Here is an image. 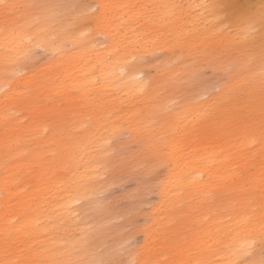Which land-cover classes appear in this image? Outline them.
<instances>
[{
	"label": "bare ground",
	"instance_id": "bare-ground-1",
	"mask_svg": "<svg viewBox=\"0 0 264 264\" xmlns=\"http://www.w3.org/2000/svg\"><path fill=\"white\" fill-rule=\"evenodd\" d=\"M72 1L0 4V264L80 253L85 264L111 259L94 249L111 233L100 221L83 220L81 211H99L111 180L101 177L116 164L130 172L165 167L147 224L132 231L143 232L145 244L126 249L130 262L262 264L260 82L238 84L232 73L205 99L193 86L212 64L194 39L227 40L236 51L264 44V27L255 23L254 36L249 28L260 10L229 14L214 7L229 0H192L203 26L195 36H178L179 13L164 7L177 0H92L94 7L116 5L103 20ZM38 4L64 7L53 15L32 7ZM238 25L239 44L238 29L228 38L221 28ZM178 44L188 52L174 53ZM38 50L45 59L33 66ZM219 65L232 71L229 60ZM120 144H136L137 151L123 156Z\"/></svg>",
	"mask_w": 264,
	"mask_h": 264
},
{
	"label": "rangeland",
	"instance_id": "rangeland-1",
	"mask_svg": "<svg viewBox=\"0 0 264 264\" xmlns=\"http://www.w3.org/2000/svg\"><path fill=\"white\" fill-rule=\"evenodd\" d=\"M77 1L74 0V2L72 1L71 3H82L90 7V9L94 8V4H90L92 0ZM177 2V5L181 6L177 8L179 13L177 19V26L179 28L177 30L178 36H180L179 31L185 33L187 36H195L199 33L198 29L203 26L201 20L198 19L200 4H189L192 0H189V2L187 0H177ZM262 4H264V0H229L227 10L229 14L240 12L243 13L244 16H251L261 10ZM221 28L222 32L226 33L228 38H232L238 29L239 44L241 26L238 25V28L236 26H224ZM255 31L256 29L251 30V36L255 35ZM255 38L256 37L253 39ZM198 45H200L202 59L212 62L211 65L207 64L203 66L204 68L196 74L193 83V86L199 89L202 99L207 98L208 95L214 94L218 89V85L222 82H227L232 73H234L238 84H248L247 81L249 79L254 80L255 83L260 82V73L262 69L260 54L264 44L256 41L253 47H242L240 45V47L238 46V51H236L234 47L229 45V41L227 40H221L215 45H206L205 43L200 44L199 41L194 39L193 46L196 47ZM172 50L174 53L181 54H186L188 52L181 44L173 45ZM42 53L41 50H38L36 61H33L32 64L33 66L42 63L41 55H43L42 60L45 59ZM161 55H163V52L159 51L154 58H160ZM224 60H229L228 70H232L231 72H227L223 66L219 65L220 61ZM148 70L146 71V75L152 77L154 75V70ZM247 70L250 71L248 75L245 73ZM242 76H245L244 80H240ZM125 135L126 134H123L119 137V142L127 137ZM119 138L114 140L115 143H117L116 141H118ZM130 145L127 146L122 144L120 146L123 156L127 157L129 154L137 151L136 144ZM110 155H116L115 150H111L109 152V156ZM164 172V166H159L152 170L139 168L138 170L130 172L127 171L125 167L116 164L113 166L110 173L102 175L101 178L103 179L108 177L111 178L109 187L100 195L102 206L99 208V211H96L93 209V206L87 205V208H83L81 211L83 220L86 222L100 221L104 229L103 232L108 231L111 233V235L101 237L102 244H97L98 247L94 248L96 249L95 253L99 255L105 253L104 256L107 259L111 254V259L109 260L116 261L118 264H130V260H128L129 257L126 256V249L139 250V247L145 244L144 233L139 232L133 234L132 231L147 224L148 213L152 211L153 206L158 201L156 185L159 179L163 177ZM113 234L117 235L115 242L113 238H111L114 237ZM124 235H126V237ZM120 236H123L122 238H127V240L120 241L122 239ZM148 243H150V240H148ZM153 243L156 244L157 242L154 241ZM262 247L258 249L261 263L264 262V245ZM161 258L166 259V255H163ZM87 259L88 257L86 255L80 253L78 256L72 258L71 261L83 262V264H85Z\"/></svg>",
	"mask_w": 264,
	"mask_h": 264
},
{
	"label": "snow or ice",
	"instance_id": "snow-or-ice-1",
	"mask_svg": "<svg viewBox=\"0 0 264 264\" xmlns=\"http://www.w3.org/2000/svg\"><path fill=\"white\" fill-rule=\"evenodd\" d=\"M0 4H3V0H0ZM14 7V6H13ZM32 7H36L38 9H41L44 12H52L53 15L55 14V10L59 9L61 5H49V4H38V5H33ZM116 7V5H109V4H97L95 5L94 8H92V12L99 13L100 15L97 17L98 20H103L105 15H106V10ZM121 7H126V6H121ZM164 7H171L172 9H177L181 6L179 5H165ZM214 7L223 10L226 8V5H215ZM251 23L249 24L250 29H254L255 23L259 22L262 27H264V4L261 5V10L259 13V17H250L249 18ZM135 59V58H134ZM260 59L262 62V69L260 73V94H261V106H260V120H261V129H262V136H264V46H262L261 54H260ZM2 90V89H0ZM10 90V89H9ZM25 91H29V89H25ZM261 232L264 233V218L261 220ZM50 252L55 251L49 250ZM3 264H18L17 261H11V260H5ZM31 264H83V262H74L71 260H59V259H40L39 257L34 259ZM90 264H118V262L113 261V260H104V259H99V260H94L91 261ZM130 264H139L138 261H131ZM196 264H202V262L197 261ZM264 264V262H262Z\"/></svg>",
	"mask_w": 264,
	"mask_h": 264
}]
</instances>
